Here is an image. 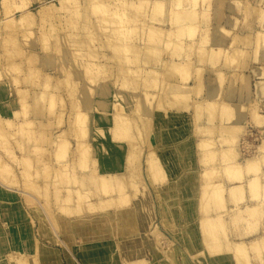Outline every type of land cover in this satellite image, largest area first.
Segmentation results:
<instances>
[{"label": "rangeland", "instance_id": "rangeland-1", "mask_svg": "<svg viewBox=\"0 0 264 264\" xmlns=\"http://www.w3.org/2000/svg\"><path fill=\"white\" fill-rule=\"evenodd\" d=\"M191 1L0 0V264L48 253L58 264L263 263V246L249 245L264 227L243 238L262 226L264 198L252 219L239 209L252 207L245 192H264V98L255 83L246 106L221 91L215 108L242 118L223 126L203 82L244 87L249 67L264 82V0ZM215 39L230 43L209 47ZM203 46L224 51L218 63ZM247 159H259L247 175L258 185L232 181L242 186L234 200L213 182ZM99 240L100 254L89 246Z\"/></svg>", "mask_w": 264, "mask_h": 264}, {"label": "crops", "instance_id": "crops-1", "mask_svg": "<svg viewBox=\"0 0 264 264\" xmlns=\"http://www.w3.org/2000/svg\"><path fill=\"white\" fill-rule=\"evenodd\" d=\"M229 43H230V39H227V40H224V39L223 40L215 39V40H212L209 43V47L226 46V45H229ZM203 49L204 50H207L205 46H203ZM207 51L208 52H206V53L209 56V60L211 62H213L214 64L218 63L219 55L220 54L222 55L224 53V51H222V50H217V49H213V48H209ZM173 62H177V61L174 60ZM195 66L197 67V64L196 63H195ZM258 70L259 69L256 68V67H254L253 70L250 69V67H249V70L244 72L245 73L244 74L245 75V78H244L245 79L244 80L245 81V83H244L245 86L244 87L242 86L243 84L240 85V83L233 84L232 86H230L228 84V82H227V83H225V85L223 86V88L219 89L218 84H217V80H216L215 77L210 78L209 80H207V78L204 77V82H203V87H204V92H205L204 94H207V97L210 98V100L205 103L206 110H209V108H211L212 111H213V113H214V111H216V113H217V112H219V111L222 110L219 117H221V121L223 122V126H230V125L239 126L237 123L238 122H241V119L242 118L239 119L238 121H235V119L237 117L236 115H234V113H235V108L234 107L235 106L230 105V104H227V103H224V104L219 105V107L217 109V108H215V104L211 100L214 99L213 97L218 96L220 94V92L222 91V93H221L222 100H225V101L230 102V103L231 102L238 103V105L241 104L242 106L249 105V103H251L252 100H255V97H254L255 94H251L249 96V94H247L246 92H247L248 88L250 89L251 83H255V85H256L255 88L257 87V89H258L260 87V90L258 91V94L260 95L259 96L260 98L257 99V100H260L261 101L262 98H264V82H260V81H263V79H261V77H259V78L256 79V77L254 78V76H253L255 73H257ZM260 75H262V74H260ZM246 77L249 78L248 82L246 80ZM263 101H261V102H263ZM211 106L214 107V108H212ZM210 116H212V115H210ZM242 122H244V119L242 120ZM244 125H245V123H244ZM260 170L261 171L263 170V167L262 166H261V169ZM238 178H239V179H237L238 181H241L242 178H243V181L242 182H246V180L250 179V176H247V174H243L242 176L241 175H238ZM213 183L215 185L217 183H220L218 185L223 186V189L225 191H227V189H228L229 186L233 185L232 182H230V181H228V180H226L224 178L222 180H220L219 182L215 181ZM244 190H246V189L244 188ZM248 197L249 196H248L247 192H245V194H243V200H245L244 202H248L247 201L249 199ZM224 199H225V202L230 203L229 202L230 200H229V198H228L227 195L224 196ZM231 203H233V202H231ZM228 206H229L228 207V209H229L230 208V205H228ZM261 212H264V208H261ZM14 217H15V215H14ZM7 218L8 217H6V219ZM10 218H13V217L11 216ZM260 223H261L262 226H259L258 230L253 235L247 236L246 238H243V239H250L251 237H254V236H257V235L262 234V232H263L262 229L264 227V216L262 217V220H261ZM93 239H95L94 236H93ZM103 241L104 240L90 242V244H93V243L95 244V245H90L89 244V246H92L93 247V248H90V249L91 250H95V248L98 249L100 247V244ZM42 246L45 247V249H47L48 252L57 251L56 250V246H52L49 243L43 244ZM95 251H98V254H100L102 252H106L107 249H98V250H95ZM50 257H51V253L40 255L39 263L40 264H58L57 262H59V261L56 258L51 259ZM81 260L82 259L80 258L78 260L79 261L78 263L81 264ZM60 263L62 264V261L61 260H60Z\"/></svg>", "mask_w": 264, "mask_h": 264}, {"label": "bare ground", "instance_id": "bare-ground-1", "mask_svg": "<svg viewBox=\"0 0 264 264\" xmlns=\"http://www.w3.org/2000/svg\"><path fill=\"white\" fill-rule=\"evenodd\" d=\"M171 1H172V0H171ZM207 1H208V0H207ZM169 2H170V0H169ZM204 2H205V1H204ZM190 3H194V0L191 1ZM145 4H146V3H145ZM202 4H203V3H202ZM181 5H182V4H181ZM181 5H180V6H181ZM191 5H192V4H191ZM193 5H195V4H193ZM193 5H192V6H193ZM170 6H172V5H171V2H170ZM188 7H189V6H188ZM158 8H159V7H158ZM186 8H187V7H186ZM150 27H151V26H150ZM150 27H149V28H150ZM149 28L147 27L146 29L148 30ZM151 29H154V28H151ZM155 30H157V29H155ZM158 30H159V29H158ZM151 31H152V30H151ZM148 32H150V31L148 30ZM152 32H153V31H152ZM152 32H151V33H152ZM154 32H155V31H154ZM154 32H153V33H154ZM157 32H158V33L155 32V34H154V35L156 36V38H158L159 35H162V32H160V31H157ZM159 32H160V33H159ZM151 33H149V35H150ZM153 33H152V34H153ZM156 34H158V35H156ZM260 34H261V33H260ZM260 34H259L260 39H259V37H258V39H259L260 41H258V42H261V41H262L261 39L264 38V34L262 33L263 36H262V34H261V35H260ZM147 35H148V34H147ZM154 35H153V37H154ZM255 36H256V35H255ZM255 36H254V38L257 39V37H255ZM261 36H262V37H261ZM147 37H148V36H147ZM149 37H150V38H149ZM149 37H148L149 40L152 39V38H151L152 35L149 36ZM159 38L161 39V36H159ZM254 38H253V39H254ZM153 39L155 40V38H153ZM153 39H152V40H153ZM160 39H157V40L160 42ZM258 39H257V40H258ZM254 40H255V39H254ZM254 40L252 41V43L254 42ZM255 43H257V41H256ZM255 43H253V44H255ZM261 43H262V42H261ZM234 44H236V43H234ZM263 44H264V43H263ZM232 45H233V44H232ZM257 48H258V47H257ZM260 48H261V46H260ZM260 48H259L258 50H260ZM231 49H232V48H231ZM233 52H234L233 54H235V53L237 52L236 49H234ZM229 55H230V54H228L227 56H229ZM223 56H224V55H223ZM232 57H233V56H232ZM228 58H229V57H228ZM235 58H236V57H235ZM235 58H234V59H235ZM183 60H184V59H183ZM183 60H182V61H183ZM185 60H186V59H185ZM187 60H188V59H187ZM233 61H234V60H233ZM180 62H181V61H180ZM180 62H179V61H177V62H172L173 64H172L171 66H173V67H174V66H182V65L184 66V65L186 64V62H185V64H184V63H180ZM166 63H167V62H166ZM169 63H170V62H168V65H169ZM188 63H189V62H188ZM188 63H187V64H188ZM170 64H171V63H170ZM171 66L169 65V67H171ZM188 66H189V64H188ZM173 67H172V68H173ZM184 67H186V65H185ZM174 68H175V67H174ZM182 68H183V67H181V69H182ZM187 68H188V67H187ZM181 69L179 68V71H180ZM183 69H184V68H183ZM188 69H189V68H188ZM188 69H187V70H188ZM176 70H177V68H176ZM187 70H186V71H187ZM189 70H190V69H189ZM166 71H168V69H167ZM169 71H170V70H169ZM174 71H175V70H174ZM183 72H184V70H183ZM188 72H189V71H188ZM188 72H187V74H189ZM196 73H197V72H196ZM198 73H199V71H198ZM198 73H197V74H198ZM149 74H151V73H149ZM165 74H166V73H165ZM168 74H169V72H168L166 75H168ZM175 74H176V73H175ZM152 75H153V73H152ZM179 75H182V74H179ZM184 75H185V73H184ZM199 75H200V74H199ZM185 76H186V75H185ZM183 77H184V76H183ZM186 77H187V76H186ZM186 77H185V78H186ZM187 78H188V77H187ZM199 78H200V77H199ZM196 79H197V78H196ZM184 80H185V79H184ZM184 80H183V81H184ZM183 83H186V82H183ZM183 83H181V84H183ZM153 84L155 85V82H154ZM186 84H187V83H186ZM181 87H182V86H181ZM184 88H186V87H184ZM198 88H199V87H198ZM171 89H172V88H171ZM173 89H174V88H173ZM176 89H177V88H176ZM180 89H182V88H180ZM186 89H187V88H186ZM174 90H175V89H174ZM197 90H198V92L200 91L199 89H197ZM175 91H176V90H175ZM171 92L173 93V91H171ZM181 92H182V91H181ZM184 92H185V91H184ZM198 92H197V93H198ZM177 94H178V93H177ZM211 107H212V106H211ZM212 108H214V107H212ZM209 109H210V110H208V111H209V115H211V114L213 113V111H212L211 108H209ZM213 110H214V109H213ZM210 112H211V113H210ZM254 113H255V112H254ZM255 115H256V114H255ZM255 117H256V116H255ZM257 118H258V117H257ZM261 120H262V119H261ZM254 122H255V121H254ZM256 123H257V122H256ZM256 123H255V124H256ZM260 123H261V121H260ZM230 127H238V126L230 125ZM219 128H220V127H219ZM219 128H218V129H219ZM241 128H242V127H241ZM209 129H210V128H209ZM209 129H208V131H209ZM224 129L226 130L225 132L227 133V135H229V136L231 135V138L234 137V135H233V137H232V134H231V133L234 132V130H233V132H231L232 129H231V131H230V129H229V131H230L231 133L228 134L229 131L227 130V127L224 128ZM199 130H200V129H199ZM211 130H213V128H212ZM211 130H210V131H211ZM214 130H215V129H214ZM202 131H203V132H201V131H199V132L205 134V133H204L205 130L203 129ZM221 131H223L222 127H221ZM221 131L218 130V133L221 132ZM237 131H238V130H236L235 132H237ZM206 132H207V131H206ZM223 132H224V131H223ZM223 132H222V134H226V133H223ZM209 133H210V132H209ZM238 133H239V132H238ZM238 133H237V134H238ZM207 134H208V133H207ZM207 134H205V135H207ZM233 134H236V133H233ZM205 135H204V136H205ZM213 135H214V134H213ZM216 135H217V132H216ZM218 135H220V136H219V137H220V141H221V138L224 139V138H223L224 135H223L222 137H221V134H220V133H219ZM196 136H198V134H197ZM200 136H201V135H200ZM209 137H210V136H209ZM216 137H217V136H216ZM227 137H228V136H227ZM263 137H264V136H263ZM204 138H205V137H204ZM204 138H202V139H204ZM229 138H230V137H229ZM227 140H228V139H227ZM228 141H230V139H229ZM224 142H225V143L227 142L226 139H225ZM242 142H243V140H242ZM222 143H223V142H222ZM225 143H223V144H225ZM227 143H228V145H229V142H227ZM243 143H244V142H243ZM220 144H221V143H220ZM230 144H231V143H230ZM232 145H233V144H232ZM242 145H243V144H242ZM244 145H245V144H244ZM221 146H222V145H221ZM226 146H227V145H226ZM246 146H247V145H246ZM263 146H264V145H263ZM229 147H230V145H229ZM217 148L220 150L219 147H217ZM232 148H233V147H231L230 149L232 150V152H233V154H234V151H233L234 149H232ZM218 149H217V150H218ZM227 149H228V148H226V150L224 149V150L227 151V152H222V153H220V154H224V157L227 156V153H228V150H229V149H228V150H227ZM224 150H223V151H224ZM231 150H229V153H230ZM205 152H208V150L205 151ZM210 152H212V151H210ZM210 152H209V153H210ZM220 152H221V151H220ZM232 152H231L229 155H231ZM237 152H238V151H236V153H237ZM188 153H189V152H188ZM209 153H206V154H207L206 156L209 157V156H210ZM214 153H215V152H214ZM214 153L212 152V155H213ZM216 153H217V152H216ZM236 153H235V154H236ZM202 154L205 155V153H202ZM217 154H218V153H217ZM203 155H202V157H203ZM212 155H211V156H212ZM255 155H256V153H253L252 157L255 156ZM206 156H204V158H206ZM213 156H214V155H213ZM231 156H232V155H231ZM208 157H207V159H206L207 161H208ZM221 157H222V156H221ZM261 157L264 158L263 155H262ZM225 158H227V157H225ZM225 158L222 157L223 160H224ZM228 158H230V160H232V159L236 158V156L233 157V158H231V157L228 156ZM206 160H205V161H206ZM230 160H229V161H230ZM235 160H236V159H235ZM258 160H259V159H258ZM258 160H257V161H258ZM20 161H21V160H20ZM20 161H19V162H20ZM205 161H203V162H205ZM227 161H228V159H226V161H224V162L227 163ZM232 161H233V160H232ZM257 161H256V159H255V160H254V159H247V160H244V161H243V162H244V165H241V167H239V169H240L239 172L237 171L238 174H237L236 171L233 172V169L230 170V172H232V173H231V174H232V177H229V178L231 179L230 181L232 182V181H234V180L239 179V178H238V175L240 174V172H241V173L243 172V174H247V175L249 174V172H250V174L253 173L254 171H255L254 173H256V172H257V171H256V167H257V169H259V168H258V165L255 164ZM262 161H263V163H264V160H261V162H262ZM17 162H18V161H17ZM19 162H18V163H19ZM203 162H202V163H203ZM243 162H242V163H243ZM205 163H207V162H205ZM208 163H209V161H208ZM258 163L260 164V162H258ZM263 163H262V165H261V166L263 167V170L261 171V174H259V176H261V177L264 176V164H263ZM203 164H204V163H203ZM223 164H224V163H223ZM205 165H206V164H205ZM235 165H236V166H238V165L240 166V164H238L237 162L234 163V166H235ZM255 165H257V166L255 167ZM22 166H23V165H21V167H22ZM228 166H229V167H232L231 165H228ZM23 167H24V166H23ZM23 167H22V169H23ZM19 168H20V165H19ZM20 169H21V168H20ZM24 169H25V168H24ZM24 169H23V170H24ZM203 169H204V167H203ZM254 169H255V170H254ZM27 170H30V169L27 168ZM209 170H210V169H209ZM230 172H229V173H230ZM245 172H246V173H245ZM209 173H210V171H209ZM209 173H208V174H209ZM258 173H259V171H258ZM222 174H223V173H222ZM231 174H230L229 176H231ZM223 175H224V174H223ZM253 175H254V174H253ZM255 175H256V174H255ZM224 176H225V175H224ZM250 178H251V180L248 182V184H247L248 186L251 185V187H254V186L258 185L257 181L255 180V179H259V178H258V174H257L256 176H252V175H250ZM225 179H226V178H225ZM114 181H117V180L114 179ZM228 181H229V179H228ZM252 182H256V183H252ZM100 183H101V186H103L104 188L107 187V186H110V184L107 183V182H103V181H101ZM114 183H115V182H114ZM108 184H109V185H108ZM116 184L119 185L118 182H116ZM116 184H115V186H114L115 189L119 188V186L117 187ZM259 184H260V186H264V182L259 183ZM113 185H114V184H113ZM251 187H250V188H251ZM109 188H110V187H109ZM122 189H123V188H122ZM122 189H120V191H121ZM241 189H242L241 184L234 182L233 185H231V186L228 187L227 191H228V194H229V192L234 191L233 196L231 195V196H232V199H234V200H238L239 197H241V196H239V195H241ZM252 189H253V188H252ZM263 189H264V187H263ZM110 190H111V188H110ZM117 191H118V190H117ZM117 191H116V192H117ZM237 192L239 193V195L237 194ZM118 193H120V192H118ZM118 193H117V194H118ZM263 193H264L263 191L260 192V195L257 197V200H256V199H255V200H251L250 198L248 199V201L251 202L250 204L252 205V207H247L245 210H242V209L240 210V209H239V211L245 213V216H246L247 218H249V219H252L253 217H255V213H257L256 210H257V208L259 207V204H260V203H263V202H262V201H263L262 198H264V194H263ZM238 196H239V197H238ZM260 196H261V197H260ZM250 197H252V194H251ZM232 199L230 198V199H229V200H230L229 202H233ZM238 204H239V203H237V205H238ZM249 223H252V222H246V224H249ZM79 230H80V229H79ZM99 233H100V234H104V232H99ZM94 237L97 238V236H95V235H94ZM137 240H138V239H137ZM260 240H261V242H262V245H258ZM135 242L137 243V241H135ZM130 243H131V242H130ZM133 243H134V240H133ZM249 246H251V249L256 250V251H257V250L260 251V246H263V250H262V251H264V236L261 237V238L258 239V240L251 241V243H250ZM260 255H262V257L264 258V253H263V252H260ZM24 264H26V262H25ZM262 264H264V259H263V263H262Z\"/></svg>", "mask_w": 264, "mask_h": 264}]
</instances>
